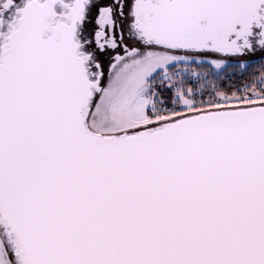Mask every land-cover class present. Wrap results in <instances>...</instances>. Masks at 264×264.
I'll return each mask as SVG.
<instances>
[{
	"label": "snow or ice",
	"instance_id": "obj_1",
	"mask_svg": "<svg viewBox=\"0 0 264 264\" xmlns=\"http://www.w3.org/2000/svg\"><path fill=\"white\" fill-rule=\"evenodd\" d=\"M0 264H264V0H0Z\"/></svg>",
	"mask_w": 264,
	"mask_h": 264
}]
</instances>
